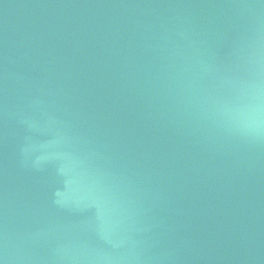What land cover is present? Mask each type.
Masks as SVG:
<instances>
[{
  "label": "water",
  "instance_id": "water-1",
  "mask_svg": "<svg viewBox=\"0 0 264 264\" xmlns=\"http://www.w3.org/2000/svg\"><path fill=\"white\" fill-rule=\"evenodd\" d=\"M0 264H264V0H0Z\"/></svg>",
  "mask_w": 264,
  "mask_h": 264
}]
</instances>
